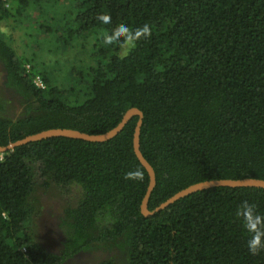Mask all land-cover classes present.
Wrapping results in <instances>:
<instances>
[{
	"label": "trees",
	"instance_id": "16d2710c",
	"mask_svg": "<svg viewBox=\"0 0 264 264\" xmlns=\"http://www.w3.org/2000/svg\"><path fill=\"white\" fill-rule=\"evenodd\" d=\"M38 1L0 0V25ZM44 2L60 11L42 14L44 35L93 40L101 61L37 69L0 36L3 86L19 104L14 118L0 113V146L55 128L102 134L137 108L150 211L198 182L264 180V0ZM136 121L104 143L51 138L0 154V264H73L100 247L117 256L97 264H264L263 189L213 188L141 215ZM50 190L71 196L58 252L37 237V194Z\"/></svg>",
	"mask_w": 264,
	"mask_h": 264
},
{
	"label": "rangeland",
	"instance_id": "374dc122",
	"mask_svg": "<svg viewBox=\"0 0 264 264\" xmlns=\"http://www.w3.org/2000/svg\"><path fill=\"white\" fill-rule=\"evenodd\" d=\"M38 2V5L31 10H26L20 17L14 15L0 25V36L5 38V41L15 50L17 55L28 58L35 54V57H37L33 61V66L37 69H40V64H45L44 62L49 57V63H53L54 60L58 61V64H54V67L61 70L80 66L87 68L101 61L99 56L100 49L94 47L99 45L97 43L94 45L93 40H88L85 47V44L82 43L83 41L81 43L74 41L64 44L63 41L58 42L56 37L45 36L43 29L39 28V26L43 25V27L52 28V25L45 19L46 16L42 18V14H46V11H48L47 17L49 19L50 15L56 16L60 11L51 9L50 5L45 4L44 0H39ZM58 5L61 4L59 3ZM11 12L15 14L14 9ZM53 12L55 13L53 14ZM56 28H53L54 34ZM81 46L84 48L83 50ZM91 54H93L92 58L90 57ZM0 113L12 118L19 113L17 100L3 86L1 66ZM37 197L41 209L36 219L37 237L48 250L58 252L63 237L60 229V218L63 209L69 203L70 193L63 195L55 190H50L45 193L38 192ZM116 256L117 253L114 250L108 251L101 247L94 248L77 256L73 260V264H97L105 258H115Z\"/></svg>",
	"mask_w": 264,
	"mask_h": 264
},
{
	"label": "water",
	"instance_id": "95a60500",
	"mask_svg": "<svg viewBox=\"0 0 264 264\" xmlns=\"http://www.w3.org/2000/svg\"><path fill=\"white\" fill-rule=\"evenodd\" d=\"M143 117V113L139 109L130 108L124 113L122 119L114 128L102 134H88L78 130L65 128L44 130L36 134L28 135L14 143L8 144L7 146H0V154L11 151L17 147L51 138H67L90 143H104L115 138L128 124L129 121H131L133 118H137L132 136V149L138 162L145 169L148 175V186L140 204V213L142 216H153L187 196L213 188H259L264 190V180L257 178L208 180L192 184L185 189L180 190L179 192L168 198L166 201L161 203L159 206H157L154 210L150 211L148 209V202L150 195L156 185V177L152 166L144 158L140 150V134L143 124Z\"/></svg>",
	"mask_w": 264,
	"mask_h": 264
},
{
	"label": "built area",
	"instance_id": "2783aa9c",
	"mask_svg": "<svg viewBox=\"0 0 264 264\" xmlns=\"http://www.w3.org/2000/svg\"><path fill=\"white\" fill-rule=\"evenodd\" d=\"M2 1H5V0H2ZM27 68H28V67H27ZM34 84H35L38 88H41V89L44 88V85H43V83H42V81H41V79H40L39 77H36V78L34 79Z\"/></svg>",
	"mask_w": 264,
	"mask_h": 264
}]
</instances>
